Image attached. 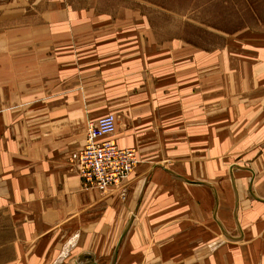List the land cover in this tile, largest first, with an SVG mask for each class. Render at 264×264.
Here are the masks:
<instances>
[{"label":"crops","instance_id":"0c3cea01","mask_svg":"<svg viewBox=\"0 0 264 264\" xmlns=\"http://www.w3.org/2000/svg\"><path fill=\"white\" fill-rule=\"evenodd\" d=\"M75 3L0 0V213L15 230L12 262L264 264V29L242 30L256 43L224 45L219 114L217 94L203 93L215 54L191 45L190 78H161L148 96L136 68L166 67L137 45V26L152 33L145 16ZM111 103L124 108L113 139L136 148L138 163L102 191L83 184L75 162L89 122L118 113ZM231 118L255 135L237 161L216 144L232 150Z\"/></svg>","mask_w":264,"mask_h":264},{"label":"rangeland","instance_id":"374dc122","mask_svg":"<svg viewBox=\"0 0 264 264\" xmlns=\"http://www.w3.org/2000/svg\"><path fill=\"white\" fill-rule=\"evenodd\" d=\"M84 1L72 0L74 3ZM100 3L105 12H116L118 8L123 10L124 7L126 9L127 7L135 8L137 12L139 11L145 16L151 26L152 33L146 32L143 27L137 26L143 20L136 18L134 21L137 26V45L143 44L142 47L140 46L141 48L151 47L147 52H151L150 58L153 60L151 63L153 68L166 67L162 74L159 70L155 73L148 71L150 63H144L145 70L144 66L136 68V72L140 73L138 79L146 77L150 80L149 85L142 86L143 90L146 89L149 93L148 96L154 94L150 93V89L151 92H155V89L159 88L161 78L172 83L177 82V78L179 80L190 78L191 65L188 64L191 63L186 61V56L191 52V45H196L200 47L201 53L204 50H209L215 54V69L217 72L215 77L217 75V78L214 79L212 86L204 87L206 92L203 93H207L208 89L210 92H215L217 94L218 113H222L219 112L220 110L223 113L226 112L224 108L225 96L223 97L225 93L224 80L221 72H219L222 49L224 45L230 46L232 44V46H237L239 49L240 45L245 46L257 42L256 39L243 36L242 30L245 29L248 35H252L254 32L264 29V0H100ZM150 42L152 44L149 45ZM173 42H176V44L171 46ZM147 58L150 59L149 56ZM203 60V58H200L201 73L209 67L202 63ZM178 62H180V67ZM177 68H180L179 75H177ZM181 71H184L185 74L181 75ZM201 90H203L202 87ZM111 104L118 108L119 114L116 111L113 112L117 121L124 113L123 103ZM218 113L217 115H219ZM220 118L217 117V121H220ZM231 121V132L229 134L226 132L225 135L226 139L228 137L233 142L232 150H223V144H220L223 137L216 139V144L217 147H220L221 153L226 152L229 160L237 161L240 160L241 152L245 150L243 148L239 149V146L245 144V141L250 143L251 137L255 135L241 134L239 132V119L231 118ZM201 123L203 122L201 121ZM184 130L186 131L185 127ZM185 136L186 132L183 137L185 138ZM220 151L217 150L216 159L220 158ZM197 155L202 162L206 158V151L199 150ZM221 171L217 166V176L222 173ZM8 220L5 214L0 213V264H15L12 262L15 254V230Z\"/></svg>","mask_w":264,"mask_h":264},{"label":"built area","instance_id":"2783aa9c","mask_svg":"<svg viewBox=\"0 0 264 264\" xmlns=\"http://www.w3.org/2000/svg\"><path fill=\"white\" fill-rule=\"evenodd\" d=\"M116 116L108 113L90 121L85 143L76 156V171L86 186L106 190L121 186L138 163L133 147H121L113 139Z\"/></svg>","mask_w":264,"mask_h":264}]
</instances>
